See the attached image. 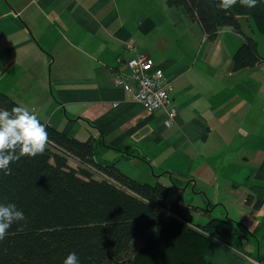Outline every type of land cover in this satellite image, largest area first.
Here are the masks:
<instances>
[{
    "label": "crops",
    "instance_id": "obj_1",
    "mask_svg": "<svg viewBox=\"0 0 264 264\" xmlns=\"http://www.w3.org/2000/svg\"><path fill=\"white\" fill-rule=\"evenodd\" d=\"M133 1L141 3V18L136 19L131 11L119 7L125 0H36L35 12L48 11L33 28L38 30V39L43 30L50 31L46 48L54 56L51 90L44 87L34 99H18V102L70 137L85 141L90 135H96L98 129L107 146L100 149V154L112 152L118 156L116 146L129 147L135 153L139 151L142 160L151 162L153 152H164L170 147L187 154L190 171L191 163H201L202 158H209L215 167L220 165L225 156L222 150H225L229 153V165L238 163L241 167L239 176L242 172L244 177L249 174L245 183L264 186V61L255 68L227 72L226 78H231L245 71L239 82L233 84L219 78L215 83L203 73L202 66L204 63L215 65L222 53L224 59L230 61L240 44L237 34L224 27L218 38L210 41L198 23L188 19L182 7H168L166 0ZM27 5L26 1L22 2V13ZM4 11L1 17L9 13L7 9ZM248 22L242 20L241 24ZM178 30L183 33L179 37ZM154 33L158 35L157 48L139 42V36ZM51 34H56V39ZM252 35L264 59V36ZM130 41L135 46L126 50L125 45ZM31 42L30 38H25L5 48L18 50ZM178 42L182 52L180 62ZM140 53L160 67L171 82L172 104L178 114L169 129L163 127V111L149 112L129 93L112 84V71L120 59H123L121 68L125 70L124 60ZM200 54L203 62L198 61ZM178 63H181L179 68ZM223 89L226 94H221ZM252 91L257 92L252 94ZM213 105L220 106V110L213 109ZM237 105L238 133H230L231 143L223 149L226 143L220 146L219 141H223L224 134L228 135L232 128L231 112ZM247 167L251 169L244 171ZM159 168L171 175L192 178L194 188L199 189L204 184L189 172L167 166ZM229 175L225 180L231 187L237 173ZM260 221V218L253 220V224Z\"/></svg>",
    "mask_w": 264,
    "mask_h": 264
},
{
    "label": "trees",
    "instance_id": "obj_2",
    "mask_svg": "<svg viewBox=\"0 0 264 264\" xmlns=\"http://www.w3.org/2000/svg\"><path fill=\"white\" fill-rule=\"evenodd\" d=\"M218 2L166 0V6L182 7L207 40L217 39L224 27L239 35L241 42L230 58L232 72L261 65L264 59L257 40L242 30L241 21L250 20L264 36V0H258L252 9L237 0L227 11L216 7ZM129 59L124 60L125 66ZM122 63L120 59L112 71V84L125 91L113 83L120 72L130 73L127 66L121 68ZM169 105L175 110L170 120ZM13 107L23 106L0 91V109L10 111ZM157 111L164 112L168 129L175 124L178 113L171 93L167 112H149ZM34 114L37 116L36 111ZM37 118L48 132L43 154L11 163V175L0 172V204H15L25 217L0 240V264H63L72 252L77 254L79 264H214L219 244L242 251L245 236L238 231L235 220L214 217L205 225L185 223L175 202L169 206L177 216H167L163 213L167 185L137 181L117 168L121 159H142L139 151L116 146L119 154L108 162L98 157L100 149L107 147L98 129L96 135L82 141ZM244 186L250 190L244 203L260 208L264 186Z\"/></svg>",
    "mask_w": 264,
    "mask_h": 264
},
{
    "label": "rangeland",
    "instance_id": "obj_3",
    "mask_svg": "<svg viewBox=\"0 0 264 264\" xmlns=\"http://www.w3.org/2000/svg\"><path fill=\"white\" fill-rule=\"evenodd\" d=\"M25 1L28 3V8L22 13V2ZM35 2L36 0H0V91L7 92L17 101L18 99H34L42 92L44 87L49 92L51 90L50 80L53 76L54 56L46 48L50 31L43 30L41 38L38 39V30L33 28V24L42 21L46 17L44 13H48V11L42 14L35 12ZM123 4L119 7H124L131 11L136 19L141 18L142 9L139 1L125 0ZM12 5H16L20 9H15ZM5 9L9 13L5 17H1L5 14ZM248 24H244L243 30L248 34L254 33L257 35L258 32L250 20ZM43 28H46L45 25ZM181 34L183 33L178 30V37ZM56 36V34H51V37L55 39ZM237 37L241 42V37L239 35ZM25 38L31 39L30 45L18 50L15 48L7 49L10 54L7 53L6 46H12ZM138 40L141 44L144 42L148 45H154L156 48L158 47V35L156 33L148 36H139ZM220 56L221 59L215 65L204 63L202 66L203 73L212 77L215 83L219 78H226L227 72L232 73L229 59L227 58V61L224 59V53ZM181 58L182 52L180 42H178V62H180ZM198 61L203 62L201 61V54ZM180 66L181 63H178V68ZM245 73V71H241L226 79L234 84L239 82V79ZM44 81L46 82L45 84ZM218 89L220 87L217 84ZM256 92L252 91V94ZM226 93L225 89L221 90V94ZM251 104H254L253 100ZM212 107L217 111L220 110L218 105H213ZM29 111H33V109H29ZM231 116L233 126L229 130L228 135L224 134L223 141H219L220 146L223 145V142L226 143L223 149H227L228 143H231L230 133H238V105L231 112ZM214 130L219 131L221 129ZM169 144L170 141H168L167 146ZM222 151L225 156L220 165L215 167L209 158H202L200 159L201 163L196 161L191 163L192 168L190 171L188 170L191 165L188 163L187 154L170 147H167L164 152H153L151 162L133 158L120 160L121 162H117L116 166L121 172L131 178L134 177L137 181L159 182L167 185L169 192L166 197V203L170 205L179 197L180 210L185 223L205 225L210 218L225 216L235 220L238 231L245 236L243 249L241 252H235L219 244L216 247L214 264H253L255 259L251 253H254V257L257 253L255 234L264 231V228L260 226L264 221V204L260 208L254 209L244 203L243 198L246 197L250 190L245 191L243 172L239 176L241 167H239L238 163L229 165V153L225 150ZM98 157L111 162L116 158V154L112 152L100 154L99 152ZM70 163L74 164L73 160H70ZM159 166H167L178 171L183 170L185 173L189 172L191 176L197 178L198 182L199 177L204 184L199 189L194 188L195 183L192 178L189 179V177L175 174L171 175L168 171L165 172L164 169H160ZM250 169V167H247L243 170L248 171ZM231 172L237 173V175L234 177L233 185L230 187L226 183L225 178L230 177L229 173ZM219 186L222 187L221 190ZM256 215H259L261 221L254 225L253 220L255 219L252 218ZM133 246L136 248L137 243Z\"/></svg>",
    "mask_w": 264,
    "mask_h": 264
},
{
    "label": "clouds",
    "instance_id": "obj_4",
    "mask_svg": "<svg viewBox=\"0 0 264 264\" xmlns=\"http://www.w3.org/2000/svg\"><path fill=\"white\" fill-rule=\"evenodd\" d=\"M257 3L258 0H239L247 9L255 8ZM236 4L237 0H219L216 7L227 11ZM47 143L48 132L34 111L23 107H13L10 111L0 109V172L4 175H11L10 164L21 157L42 155ZM24 219L23 212L15 204H0V240L6 237L14 223ZM63 264H79L77 254L69 253Z\"/></svg>",
    "mask_w": 264,
    "mask_h": 264
},
{
    "label": "built area",
    "instance_id": "obj_5",
    "mask_svg": "<svg viewBox=\"0 0 264 264\" xmlns=\"http://www.w3.org/2000/svg\"><path fill=\"white\" fill-rule=\"evenodd\" d=\"M134 46V42L130 41L125 45V48L131 50ZM126 66L130 73L120 72L113 80L114 85L122 87L133 100L142 103L147 110L164 109L167 112L168 96L173 88L171 82L164 77L162 69L155 66L153 61L143 53L130 58L126 62ZM174 116L175 110L169 105L167 117L170 120L174 119ZM167 122L164 120L163 126H169L170 124ZM163 213L176 217L174 212L170 215L163 210Z\"/></svg>",
    "mask_w": 264,
    "mask_h": 264
},
{
    "label": "flooded vegetation",
    "instance_id": "obj_6",
    "mask_svg": "<svg viewBox=\"0 0 264 264\" xmlns=\"http://www.w3.org/2000/svg\"><path fill=\"white\" fill-rule=\"evenodd\" d=\"M261 228H264V221L260 224ZM255 240L257 241V253L255 264H264V231L255 234Z\"/></svg>",
    "mask_w": 264,
    "mask_h": 264
},
{
    "label": "bare ground",
    "instance_id": "obj_7",
    "mask_svg": "<svg viewBox=\"0 0 264 264\" xmlns=\"http://www.w3.org/2000/svg\"><path fill=\"white\" fill-rule=\"evenodd\" d=\"M241 28H242V30H243V26H242V24H241ZM244 31V30H243ZM165 129H167V127H164ZM175 203H177V206H178V208L180 207V200H179V197H177V199L174 201ZM249 206H251L252 207V205H249ZM253 208V207H252ZM255 209V208H254ZM163 210L167 213V214H170V215H172L173 214V208L172 207H168V206H165V207H163ZM229 218L228 216H225V217H218V218ZM252 219H259V215H256L254 218H252ZM196 225H200V224H196ZM251 255L253 256V258L254 259H256V254H255V257H254V253H251Z\"/></svg>",
    "mask_w": 264,
    "mask_h": 264
}]
</instances>
